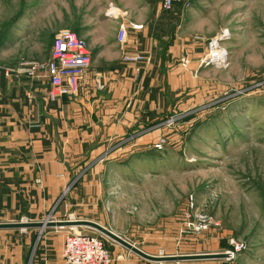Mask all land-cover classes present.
Returning a JSON list of instances; mask_svg holds the SVG:
<instances>
[{
  "label": "rangeland",
  "instance_id": "1",
  "mask_svg": "<svg viewBox=\"0 0 264 264\" xmlns=\"http://www.w3.org/2000/svg\"><path fill=\"white\" fill-rule=\"evenodd\" d=\"M188 1L184 10L192 18L179 30L199 44L228 30L229 60L225 68L193 70L191 89L155 125L163 148L114 160L96 182L69 180L43 211H25L18 196V212L11 219L1 214V222L92 220L154 255L224 252L236 238L247 248L233 264H264V0ZM110 2L135 19L156 13L155 0H0V70L47 60L59 31L105 18ZM11 229L18 238L35 239L39 231ZM51 229L64 237L100 235L110 264L138 257L89 227Z\"/></svg>",
  "mask_w": 264,
  "mask_h": 264
},
{
  "label": "crops",
  "instance_id": "2",
  "mask_svg": "<svg viewBox=\"0 0 264 264\" xmlns=\"http://www.w3.org/2000/svg\"><path fill=\"white\" fill-rule=\"evenodd\" d=\"M110 3L122 17L115 20L104 12L105 18L92 16L84 25L70 28L86 41L90 64L81 79H67L68 92L60 94L43 74L4 77L0 70L3 219L18 212V196L25 211H43L58 202L69 180L96 182L105 172L102 168L114 160L125 162L134 150L151 148L158 134L155 125L193 85V70L210 36L199 44L186 28L179 30L192 18L184 10L187 6L163 11L155 0V14L135 19L127 9ZM121 22L128 26L123 47L116 40ZM135 23L141 28L133 29ZM124 52L148 53L150 60L126 63ZM51 228L38 231L35 239L18 238L13 229L0 228V264H63L64 236Z\"/></svg>",
  "mask_w": 264,
  "mask_h": 264
},
{
  "label": "built area",
  "instance_id": "3",
  "mask_svg": "<svg viewBox=\"0 0 264 264\" xmlns=\"http://www.w3.org/2000/svg\"><path fill=\"white\" fill-rule=\"evenodd\" d=\"M182 2L185 6L190 4L188 0H159L160 8L163 11H171L177 4ZM105 15L115 20L123 16L122 12L112 3H108ZM141 26L136 23L131 25L133 29L141 28ZM127 29L126 23H119L116 40L120 47H123L127 41ZM228 36V30H222L220 34L211 36L206 40L205 50L198 61V68H225L228 65L229 52L224 46V39ZM122 59L126 63L147 62L150 60V55L144 52H124ZM182 62H187V60L183 59ZM89 64L90 55L87 51L86 41L74 32L63 30L54 36L50 57L47 60H29L20 62L14 67H3V73L6 77L25 75L29 78H36L43 74L50 79L52 85L62 94L69 90L67 79H81ZM165 142L164 137H158L154 147L161 150ZM205 220L204 217L200 222L205 225ZM246 248L247 245L244 241L230 238L229 248L224 251L227 257L223 258V264H233L235 255ZM157 255L166 254L159 253ZM62 259L63 264H110L112 256L104 244L103 237L74 232L68 233L64 237ZM152 263L181 264L179 261ZM122 264H144V262L143 260L127 259Z\"/></svg>",
  "mask_w": 264,
  "mask_h": 264
},
{
  "label": "water",
  "instance_id": "4",
  "mask_svg": "<svg viewBox=\"0 0 264 264\" xmlns=\"http://www.w3.org/2000/svg\"><path fill=\"white\" fill-rule=\"evenodd\" d=\"M65 226H85L98 231L105 237L113 240L114 242L127 248L140 258L152 261V262H165V261H185L196 259H223L227 255L224 252H212V253H194V254H172V255H154L147 253L125 240L121 236L115 234L105 226L87 219H70V220H51L46 218L43 221H20V222H0V228H39L42 231L45 227H65Z\"/></svg>",
  "mask_w": 264,
  "mask_h": 264
},
{
  "label": "trees",
  "instance_id": "5",
  "mask_svg": "<svg viewBox=\"0 0 264 264\" xmlns=\"http://www.w3.org/2000/svg\"><path fill=\"white\" fill-rule=\"evenodd\" d=\"M178 5V4H177ZM179 5L180 6H182L183 5V2L182 3H179ZM175 8V7H174ZM168 116V115H167ZM159 122V121H158ZM158 137H162V136H158ZM158 137H157V139H158ZM157 139L152 143V147L154 148V149H156L155 147H154V143L157 141ZM166 140V139H165Z\"/></svg>",
  "mask_w": 264,
  "mask_h": 264
},
{
  "label": "bare ground",
  "instance_id": "6",
  "mask_svg": "<svg viewBox=\"0 0 264 264\" xmlns=\"http://www.w3.org/2000/svg\"><path fill=\"white\" fill-rule=\"evenodd\" d=\"M73 227H75V226H73Z\"/></svg>",
  "mask_w": 264,
  "mask_h": 264
}]
</instances>
